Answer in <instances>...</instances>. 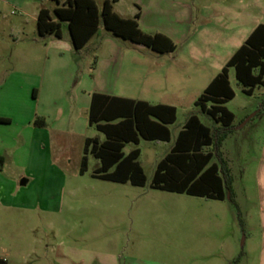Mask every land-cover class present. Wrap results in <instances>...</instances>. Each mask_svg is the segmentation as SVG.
Masks as SVG:
<instances>
[{
  "label": "rangeland",
  "instance_id": "obj_1",
  "mask_svg": "<svg viewBox=\"0 0 264 264\" xmlns=\"http://www.w3.org/2000/svg\"><path fill=\"white\" fill-rule=\"evenodd\" d=\"M21 1L18 7L0 0V110L14 119L13 125L0 126V147L6 151L0 168V198L12 191L24 204L8 209L0 203V256L36 264L50 249L51 255H58L65 246L86 249L92 259L104 252L123 256L144 246L142 256L149 261L230 264L240 256L236 264H256L254 245L262 207L258 163L264 139V109L257 110L264 86L255 87L250 95L243 93L230 68L234 96L225 106L235 117L221 152L231 168L237 208L227 198L220 201L150 189L156 162L168 151L169 142L140 139L137 145L124 146L125 153L134 147L141 150L139 161L147 177L144 187L91 177L98 162L90 154L86 172L80 175L84 139L103 138L88 125L84 94L95 88L93 67L98 57L110 56L105 36L126 53L113 52L118 57L115 68L120 84L130 83L125 75L128 58L137 49L101 25L87 49L78 51L71 49L65 24L61 40L39 37L34 13L40 5L51 11L57 4L54 0ZM94 1L100 10L103 0ZM114 9L126 17L139 9L146 22L158 13L167 19L176 10L172 0H115ZM145 26L141 29L146 33L163 31ZM189 112H195L205 125H214L193 104H184L177 107L176 121L169 126L172 139ZM36 116L45 119L48 135L26 128L28 119L33 126ZM260 170V180H264V166ZM22 179L28 182L21 185Z\"/></svg>",
  "mask_w": 264,
  "mask_h": 264
},
{
  "label": "trees",
  "instance_id": "obj_2",
  "mask_svg": "<svg viewBox=\"0 0 264 264\" xmlns=\"http://www.w3.org/2000/svg\"><path fill=\"white\" fill-rule=\"evenodd\" d=\"M54 1L57 5L51 11L41 7L37 13L36 32L39 37L53 35L60 38L61 26L65 24L72 46L77 51L101 25L111 35L142 44L157 53L176 49V44L166 35L148 34L138 27L139 11L132 18L118 15L113 10L114 0H103L100 10L94 0ZM228 67L234 68L235 79L243 93L250 95L255 87L264 86V24L252 30L194 102L218 125L211 130L195 114H190L171 151L157 163L151 187L219 200L227 198L238 207L232 187L233 176L221 152L222 142L232 131L234 120V114L224 105L234 96L228 81ZM261 109H264V98L257 113ZM87 115L88 124L104 133L105 139L102 142L97 137L84 139L79 173L86 171L87 154L90 153L100 163L93 169V177L143 186L146 178L137 161L139 149L124 155L122 147L127 142L138 143L139 137L168 140L166 125L175 121V107L92 93ZM115 119L119 121L111 123ZM33 125L46 127L45 119L36 116ZM204 147L209 149L204 150ZM212 159L215 161L211 162ZM3 163L4 156L0 155V168ZM238 220L243 227L239 211ZM239 259L240 256L230 264H236ZM0 264L8 262L0 258Z\"/></svg>",
  "mask_w": 264,
  "mask_h": 264
},
{
  "label": "crops",
  "instance_id": "obj_3",
  "mask_svg": "<svg viewBox=\"0 0 264 264\" xmlns=\"http://www.w3.org/2000/svg\"><path fill=\"white\" fill-rule=\"evenodd\" d=\"M2 1L4 3L12 2L16 4L18 7H22L23 5V2L21 0H2ZM172 1L175 3L176 10L174 13L168 14V16H166L167 19H165L164 17L161 18L160 13H158L156 16H153V19H148V21L146 22L144 19L143 12L140 13L138 9L139 17L137 18V23L140 29L145 25L147 26V28L150 26L151 27L156 26L157 28H162L163 31L155 32V33H161L166 35L168 38H170L176 44V49L172 52L157 53L155 51L150 50L149 48L145 47L142 44L133 43L130 41L133 45H135L132 47H135L137 49V52L133 53L128 58V68L125 75L127 76L130 83L127 85L126 83L120 84L119 83L120 81L118 79L119 78L118 75L120 73L115 68L117 65L118 57H117V53L114 54L113 52L116 51L119 52L118 54H122V55H125L126 53L122 52L123 47L119 46V44H117L115 40H112V38H110V36L106 34L103 42L105 44L108 53H110V56L106 58L98 57L95 63V67H93L95 71V74L93 76V81H95V88L87 93L84 92L85 93L84 102H86L87 104V111L90 104L92 93H102L110 96L128 98L135 101H145L151 105L163 104V105L173 106L176 109V118H177V107L189 103L193 104V106L199 112L203 113L197 106L194 105L195 100L203 92V90L207 87V85L211 82V80L218 74V72L226 64V62L237 50V48L244 43L246 38L252 32V30L257 25L264 24V21H262L263 12H264V10L262 11V9L264 4L261 3L263 0H177V1L172 0ZM114 2L115 0L112 3L113 10L122 17L132 18L137 12L135 11L132 16L126 17L114 9ZM41 7L44 6L40 5L38 7L37 11L34 13L35 17L37 16V13ZM148 34H154V33H148ZM46 36L54 37L53 35H46ZM92 37L82 48L86 47L87 49V46L90 40L92 39ZM113 37L116 36L113 35ZM62 38H63V33L61 30V37L60 38L54 37V39L61 40ZM57 40H50V41L52 43H56L54 41ZM180 44H182V46H180ZM71 49H74L72 43H71ZM143 49H149V50H143ZM111 53H113V55H111ZM135 66H137L138 69ZM230 68L233 69V74H234V68L228 67V81H229ZM190 114H195L198 117V115L195 112H189L185 121L187 120ZM151 118L154 119L153 117ZM198 119L202 124H204L199 117ZM0 120H6V121H0V126H10L14 124V119L9 115H7L3 110H0ZM117 121H119V119H115L111 121V123H116ZM175 121L173 123L166 125L169 130L168 140H160V139L146 140L143 139L142 137H139L138 143L127 142L124 143V146L129 143L137 145L139 144L140 139L151 142H169L170 146L168 151L160 159L157 160L156 162L157 165V163L162 158H164L166 154H168L171 151V148L174 145V142L177 138L179 131L184 127L185 121L183 122L180 129L177 131L175 137L172 139L169 126L174 124ZM87 122H88V115H87ZM31 123H32V119H28L26 128L31 130V133L42 132V134L48 135L47 126L46 127H37L34 125L31 126ZM213 123L214 125L212 127H209L207 125L206 126L209 127L211 130H213L218 125L214 121ZM98 132L102 133L101 131ZM102 134H103V138H100L98 136H94V137H97L98 141L102 142L105 139V134L104 133ZM17 136L19 135H16V137ZM124 146L122 147V152L124 155L128 154L131 150L135 148L139 149V147H134L128 153H125L123 151ZM207 149H209V147H204V150ZM47 150L49 151L48 148ZM260 152L262 153L263 157H261L260 159L261 161L260 163H258V181L260 183L258 187L259 188L258 202L262 207L260 211L261 217L259 222V226H260L259 235L258 238L257 237L255 238L256 243L254 245V249L257 253L256 264H264V180L263 179L260 180V176H261L260 169L264 166V139L260 144ZM5 154L6 151L0 147V155L5 156ZM140 155H141V150L139 149V156L137 158V161L143 170V167L139 161ZM96 160L98 162L97 166H99L100 164L99 160L98 159ZM87 161H88V156H87ZM213 161H215V159L211 160V162ZM112 169L113 167L110 168V170ZM229 169L231 172L230 166ZM91 177L93 176L91 175ZM93 178L102 181L115 182V181L104 180L96 177ZM145 178L146 181L143 186L133 185L128 181L115 182V183L130 184L135 187H144L147 183L146 175ZM62 179L64 180V178ZM22 180H24V183H20L21 185L26 184L28 182L27 179H22ZM12 183L13 182H11V185ZM148 186L150 189L165 191L166 193L189 195L184 192L181 193L172 192V191L153 188L151 187V181L149 182ZM18 189L19 188L16 189L17 193L21 191V189L20 190ZM15 196L16 195L13 194L12 191H9L7 196H3L0 198L1 206L8 209L10 207L13 208L19 206L24 207L22 200H20V198L18 197L15 198ZM189 196L196 198H203V199L219 200V199L207 198L197 195H189ZM15 199H17V201H15ZM223 200L224 199L220 201ZM141 247L143 248H136L124 252L123 256H120L119 253L104 252L101 255H98V257H95L96 259H92L90 258V256L88 257L87 253L89 251H87L86 249L79 248V246H65V248H63V251L59 252L58 255H53V254L51 255V253L54 251L50 249L49 250L50 253L44 255L43 259L40 258L41 260L39 259L38 262H36V264H172V263H165L159 261H149V259H146L144 256H142L144 252V246ZM34 252L35 251H33V253ZM38 257H40L39 254ZM0 258L6 260L8 264H27L25 259H17L16 261H14L7 254L1 255Z\"/></svg>",
  "mask_w": 264,
  "mask_h": 264
},
{
  "label": "water",
  "instance_id": "obj_4",
  "mask_svg": "<svg viewBox=\"0 0 264 264\" xmlns=\"http://www.w3.org/2000/svg\"><path fill=\"white\" fill-rule=\"evenodd\" d=\"M20 183H24V180H21Z\"/></svg>",
  "mask_w": 264,
  "mask_h": 264
}]
</instances>
